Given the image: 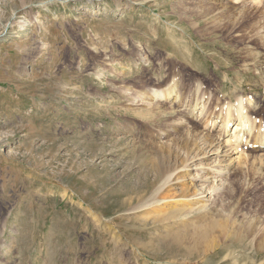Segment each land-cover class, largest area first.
Instances as JSON below:
<instances>
[{"label":"rangeland","instance_id":"1","mask_svg":"<svg viewBox=\"0 0 264 264\" xmlns=\"http://www.w3.org/2000/svg\"><path fill=\"white\" fill-rule=\"evenodd\" d=\"M258 1L0 0V264L163 259L136 255L162 230L128 216L129 198L159 184L150 164L177 173L220 133L161 94L175 87L209 118L241 95L264 117ZM246 150L252 169L220 199L239 239L172 261L264 264V159Z\"/></svg>","mask_w":264,"mask_h":264},{"label":"bare ground","instance_id":"2","mask_svg":"<svg viewBox=\"0 0 264 264\" xmlns=\"http://www.w3.org/2000/svg\"><path fill=\"white\" fill-rule=\"evenodd\" d=\"M252 1L255 3L258 0ZM155 93L157 92H154L157 96ZM161 96L172 100L171 105L179 103L182 108L180 111L183 110L188 117L203 122L205 126L209 125L210 129L218 126V133H220H217V136L220 135L218 139L212 142L205 139V136L203 139L200 137V140L196 136L199 141L198 144L194 141V144H197L194 148L195 155L193 154L190 160L187 159L177 173L165 174L164 165L150 164L155 170L156 182L158 181L159 184L139 189L141 191L154 187L148 198V195H136L135 198H129L130 214L128 216L142 214L139 219L142 218L145 223L153 222L155 227L158 226V231L162 230L157 238L150 239L155 244L154 246L135 244L137 245V248L134 247L136 255L140 254L145 259H149L143 253L147 251L156 258H163L152 259L154 263L180 264L182 259L176 262L172 260L207 257L222 246L221 238L224 237L229 241L239 239L235 236L238 232L235 233L233 230L236 224L229 223L227 212L224 209L225 202L220 201L223 199L221 194L226 189L228 178H231L229 183L231 190L233 179L246 175L252 169L249 167L248 157L251 154L247 155V148H254L255 151L261 152L259 156L264 159V117L256 115L257 106L246 101L241 95L235 96L233 102L222 103L223 105L215 109L211 118L208 117L205 104L202 108L188 107L184 99L178 95L175 87H168ZM161 148L163 156H166L167 150L171 151L166 146ZM178 174L184 176L183 181L177 179ZM183 182L186 184L179 187ZM146 185L151 184L146 183ZM217 200L221 203L218 204ZM100 218L96 216L97 222ZM136 219L138 218L129 220ZM130 235H134V232ZM123 238L118 239L121 241ZM125 239L128 244H132L128 237ZM168 259L171 263L159 261Z\"/></svg>","mask_w":264,"mask_h":264}]
</instances>
